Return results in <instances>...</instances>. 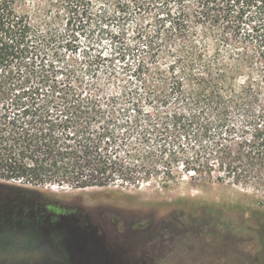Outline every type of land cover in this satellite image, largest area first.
Listing matches in <instances>:
<instances>
[{
	"label": "trees",
	"instance_id": "1",
	"mask_svg": "<svg viewBox=\"0 0 264 264\" xmlns=\"http://www.w3.org/2000/svg\"><path fill=\"white\" fill-rule=\"evenodd\" d=\"M46 3L43 19L0 0V179L123 187L180 168L264 192V0ZM176 223L126 229L159 243Z\"/></svg>",
	"mask_w": 264,
	"mask_h": 264
},
{
	"label": "rangeland",
	"instance_id": "2",
	"mask_svg": "<svg viewBox=\"0 0 264 264\" xmlns=\"http://www.w3.org/2000/svg\"><path fill=\"white\" fill-rule=\"evenodd\" d=\"M52 3L27 0L30 10H44L43 19L50 11L56 12L58 7ZM216 174H186L176 168L171 180L157 177L136 186L86 189L56 185L21 189L19 182L0 179V223L2 237L9 243L0 246V264L120 260L131 264H264V247L244 257L241 243L247 229L264 226V192L219 181ZM169 218H175L176 228L164 231L159 243L139 241L126 229L135 221L157 224ZM225 219L240 225L220 226ZM41 222L54 226L49 230ZM71 223L90 229L83 241L79 238L80 243L67 239L64 226ZM120 243L135 253L114 252ZM7 253L12 254L9 259Z\"/></svg>",
	"mask_w": 264,
	"mask_h": 264
},
{
	"label": "flooded vegetation",
	"instance_id": "3",
	"mask_svg": "<svg viewBox=\"0 0 264 264\" xmlns=\"http://www.w3.org/2000/svg\"><path fill=\"white\" fill-rule=\"evenodd\" d=\"M67 210V208L62 209L61 212H64ZM264 229V226H259V227H250L248 230V234L245 235L244 239L241 241L242 244H244V248L242 249L244 252V257L245 255L247 256L248 254L256 253L258 251V248L264 247V231L261 229ZM3 234V229L1 228V223H0V246H7L9 245L8 242H5L4 236L2 237ZM17 234V232H16ZM12 245L7 247V250L12 249ZM10 252V251H9ZM9 254V257H11V253ZM11 254V255H10ZM5 255V254H4Z\"/></svg>",
	"mask_w": 264,
	"mask_h": 264
}]
</instances>
